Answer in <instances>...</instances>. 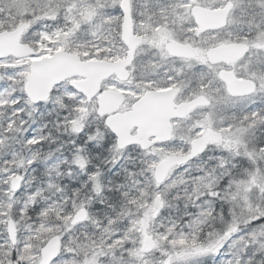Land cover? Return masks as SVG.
<instances>
[{
	"label": "snow or ice",
	"instance_id": "snow-or-ice-1",
	"mask_svg": "<svg viewBox=\"0 0 264 264\" xmlns=\"http://www.w3.org/2000/svg\"><path fill=\"white\" fill-rule=\"evenodd\" d=\"M0 264H264V0H0Z\"/></svg>",
	"mask_w": 264,
	"mask_h": 264
}]
</instances>
